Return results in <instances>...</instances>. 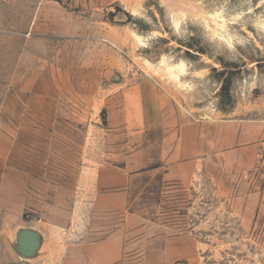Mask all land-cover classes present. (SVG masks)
I'll list each match as a JSON object with an SVG mask.
<instances>
[{
  "label": "rangeland",
  "instance_id": "obj_1",
  "mask_svg": "<svg viewBox=\"0 0 264 264\" xmlns=\"http://www.w3.org/2000/svg\"><path fill=\"white\" fill-rule=\"evenodd\" d=\"M231 120L264 123V0H0V124L35 204L18 226L42 232L36 257L12 230L1 255L89 264L79 245L112 236L96 264H264V140L165 174L180 125Z\"/></svg>",
  "mask_w": 264,
  "mask_h": 264
},
{
  "label": "crops",
  "instance_id": "obj_2",
  "mask_svg": "<svg viewBox=\"0 0 264 264\" xmlns=\"http://www.w3.org/2000/svg\"><path fill=\"white\" fill-rule=\"evenodd\" d=\"M31 32L34 37L41 38L39 36L41 35L40 27L37 24H33ZM35 52L27 50L25 53L27 60L40 59V56H34ZM36 63L26 70L29 79L26 78L24 83L20 84L24 89L38 87L41 84L40 76L43 65L36 66ZM31 116L35 118L33 115ZM263 140L264 123L260 121L231 120L184 123L178 127L176 142L166 154L165 174L170 180L190 181L193 175L204 167L208 159H218L226 154L244 150L256 153L260 144H263ZM44 147L46 148L47 144ZM14 149L13 137L7 136L6 129L0 124V241L3 236L6 238L5 242H0V264H8V261L1 255V250L8 252V231H13L12 240L20 228L36 230L42 235L37 225L18 226V224H22L20 220L24 210L32 208V206L35 208V204L30 200L31 191L28 189L26 172L17 168V161L11 158ZM40 149H43L42 143ZM111 238L112 236H109L100 242L79 245L78 249L82 250L81 255L84 260L89 264H96L98 255H100L98 247L108 246ZM14 253L15 256H19L15 250ZM101 255L105 256L107 253L102 252ZM30 264L38 263L32 261Z\"/></svg>",
  "mask_w": 264,
  "mask_h": 264
},
{
  "label": "water",
  "instance_id": "obj_3",
  "mask_svg": "<svg viewBox=\"0 0 264 264\" xmlns=\"http://www.w3.org/2000/svg\"><path fill=\"white\" fill-rule=\"evenodd\" d=\"M42 246L40 232L29 228H20L16 231L13 248L24 259L36 257Z\"/></svg>",
  "mask_w": 264,
  "mask_h": 264
}]
</instances>
